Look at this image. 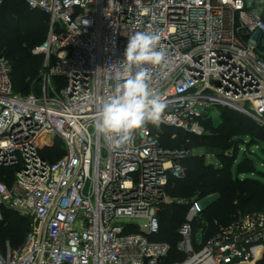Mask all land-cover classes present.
Listing matches in <instances>:
<instances>
[{
	"label": "built area",
	"instance_id": "obj_1",
	"mask_svg": "<svg viewBox=\"0 0 264 264\" xmlns=\"http://www.w3.org/2000/svg\"><path fill=\"white\" fill-rule=\"evenodd\" d=\"M23 1L48 15L49 28L37 51L45 55L40 94L14 91L0 53V168L14 169L0 179V220L5 210L29 220L21 245L0 248V264H264V210L211 223L195 197L178 228L184 259L168 262L170 243L152 239L169 181L186 177L179 160L190 155L162 145L164 126L203 135L219 107L264 126V57L257 53L264 7L245 0ZM135 32L160 36L166 62L146 67L172 119L159 128L149 123L115 147L94 123ZM57 144L64 153L54 159Z\"/></svg>",
	"mask_w": 264,
	"mask_h": 264
},
{
	"label": "trees",
	"instance_id": "obj_2",
	"mask_svg": "<svg viewBox=\"0 0 264 264\" xmlns=\"http://www.w3.org/2000/svg\"><path fill=\"white\" fill-rule=\"evenodd\" d=\"M49 17L43 12L31 10L23 0H5L0 5V45L7 47L5 58L11 67L14 91L21 95L32 92L41 93L40 71L44 68L45 55L34 54L33 49L41 46L47 39ZM33 84V91L28 92ZM219 123L206 120V132L203 135L188 133L180 128L164 126L161 143L170 149H188L195 142L211 145L218 150L221 159H228L226 165L211 168L203 164L197 157L187 155L180 158L186 167L184 179H170L167 194H179L177 189L192 193L198 190L200 199H206L204 217L213 223L218 220L227 225L234 220L238 212L264 210V182L246 176L258 171L254 165L249 167L239 162L236 166L239 145L243 136L249 138V146L255 142H264V126L254 119L228 107H219ZM175 135V137H173ZM60 144L55 145L51 157L56 159L63 155ZM233 154H226L228 150ZM55 153V154H54ZM228 155L227 157H225ZM233 166L236 170L233 171ZM4 174L14 175L11 167L0 168V179ZM241 175L245 177L241 178ZM9 184L10 180H6ZM255 186H259L255 188ZM177 188V189H176ZM187 205L180 203L163 204L159 217V232L152 237L154 240L169 242L172 249L168 262L182 260L185 255L177 248L180 240L178 228L185 220ZM29 230V220L15 211L5 210L0 220V248L6 241L13 247L21 245ZM214 225L205 240L214 234ZM263 264V263H261Z\"/></svg>",
	"mask_w": 264,
	"mask_h": 264
},
{
	"label": "clouds",
	"instance_id": "obj_3",
	"mask_svg": "<svg viewBox=\"0 0 264 264\" xmlns=\"http://www.w3.org/2000/svg\"><path fill=\"white\" fill-rule=\"evenodd\" d=\"M165 62L158 34L135 32L128 37L120 70L114 75V92L100 103L96 113L97 134L122 147L131 143L136 130L149 123L159 128L172 119L166 115L164 99L152 91L146 67Z\"/></svg>",
	"mask_w": 264,
	"mask_h": 264
},
{
	"label": "rangeland",
	"instance_id": "obj_4",
	"mask_svg": "<svg viewBox=\"0 0 264 264\" xmlns=\"http://www.w3.org/2000/svg\"><path fill=\"white\" fill-rule=\"evenodd\" d=\"M248 6H255V8L259 9L260 6L264 7V0H245ZM40 46H37L33 49L34 54H43V53H38V48ZM7 51V47H1L0 45V53H2L5 56V53ZM257 53L259 55H263L264 57V39L261 42V46L258 48ZM42 81L38 82L41 83ZM33 91V84L31 88L29 87L28 92ZM217 117L214 119V124L219 123V116L220 112L218 110L217 112ZM246 142H249V138L247 136H243L242 140L239 145V150H238V155L236 158V163L234 166H236L239 162L243 161L246 157H249L253 160L254 162V167L261 172H253L254 174H249L246 176H251L253 178H257L258 180H261L264 182V142H255L253 145L249 146ZM183 150H189L190 155H193L197 157L200 161L203 162V164L210 166L211 168L220 167L221 164L224 166L228 163V159H221L220 155L221 153L216 150L213 146L203 144L201 142H195L189 146L188 149H185L184 147ZM234 150V149H233ZM233 150L229 149L226 154L232 155ZM226 155L225 157H227ZM233 166V171L236 170V167ZM245 177V175H241V178ZM259 186H255V188H258ZM177 189V188H176ZM179 194H168V203H180L183 205H186L188 201L191 199L198 197L200 198L202 195L200 191L194 190L192 193H189L188 191H184L183 189H177ZM206 202L203 200V203ZM206 205V203H204ZM256 211V210H255ZM251 212V211H249ZM144 222V220L142 221Z\"/></svg>",
	"mask_w": 264,
	"mask_h": 264
},
{
	"label": "water",
	"instance_id": "obj_5",
	"mask_svg": "<svg viewBox=\"0 0 264 264\" xmlns=\"http://www.w3.org/2000/svg\"><path fill=\"white\" fill-rule=\"evenodd\" d=\"M243 163L249 167H253L254 165V162L251 158L249 157H246L244 160H243Z\"/></svg>",
	"mask_w": 264,
	"mask_h": 264
}]
</instances>
